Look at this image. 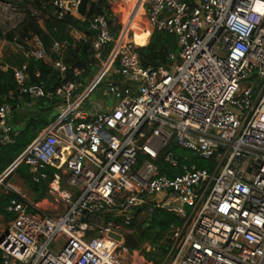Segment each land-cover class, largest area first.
<instances>
[{
  "label": "built area",
  "instance_id": "2783aa9c",
  "mask_svg": "<svg viewBox=\"0 0 264 264\" xmlns=\"http://www.w3.org/2000/svg\"><path fill=\"white\" fill-rule=\"evenodd\" d=\"M108 1L113 10L94 13L90 34L76 36L101 69L89 85L77 67L65 80L67 39L48 50L38 34L26 37L30 56L63 78L58 86L32 83L27 61L11 67L17 87L9 98L57 100L59 117L0 175L1 186L22 163L35 183L53 175L35 201L5 183L18 196L0 227V264H124L126 244L111 234H134L133 223L157 209L184 217L170 225L160 264H264V0H143L147 43L155 30L177 37L179 50L157 67L142 64L136 10L124 18L130 0ZM81 5L50 6L58 19L85 20ZM106 77L115 104L89 109ZM11 111L0 101V153L18 133ZM136 249L144 254L151 244Z\"/></svg>",
  "mask_w": 264,
  "mask_h": 264
},
{
  "label": "trees",
  "instance_id": "16d2710c",
  "mask_svg": "<svg viewBox=\"0 0 264 264\" xmlns=\"http://www.w3.org/2000/svg\"><path fill=\"white\" fill-rule=\"evenodd\" d=\"M2 1V0H0ZM9 1V0H4ZM106 0L92 1V0H82V5L80 7V13L86 17L85 20L73 17L71 15L66 16L64 19L57 20L56 29L51 27L52 36L46 35L42 29L37 25H31V28L24 31L23 36L31 31L32 34H40L42 40L44 41L46 48L49 50L54 39H67L69 42L66 52L63 54V59L69 71L67 73L65 80L74 79L72 74V68H79L82 70V75L80 80L87 83L90 78L98 69V61L92 56V51L90 49V43L85 40L78 39L75 35L67 31V24L80 29L87 35L90 34L89 31V20L94 13H106L111 12L110 9L103 8V4ZM190 3L193 0H186ZM41 10L44 12V6L41 4ZM48 6V5H47ZM46 6V7H47ZM134 9V4L130 6ZM143 11L141 5L138 13ZM135 34L140 35L139 28L132 26ZM31 35V34H30ZM0 36L2 32L0 31ZM10 39L13 35L9 34ZM22 42L23 40L20 39ZM142 46L138 48L142 64L144 66H160L168 65L171 61L169 59L170 52H177L178 42L177 37L174 34L168 33L166 31L155 30L151 35L149 42L147 43V38L141 41ZM109 48L106 50L108 52ZM57 57V55H54ZM25 60L19 59L17 64H22ZM28 71L31 75L32 83H44L46 88H54L63 82V78L60 76L59 72L54 69L51 65H48L43 60H37L32 56L27 59ZM40 71V77L35 76V72ZM17 87V83L14 78L13 69L7 67L5 64L0 63V101H8L12 105V111L10 117H12L13 123L10 122L12 127L17 133L14 136V142L7 143L2 146L0 153V175L16 160V158L26 149V147L39 135V133L47 127L49 124L53 123L58 117L59 112L56 108L58 101H52L48 98H39L33 100L28 96H22L21 98H9L8 93L10 90H14ZM24 106L28 109L27 112H22L20 109ZM56 109V110H55ZM177 152H187L182 148L177 146L174 147ZM198 166L206 167L207 162L200 159L198 160ZM17 174L19 177L24 179L26 182L30 183L32 188L39 192L37 200L44 197L47 193L49 182L52 180L53 175L50 173L47 179L42 180L39 183L33 182L31 174L29 172V167L27 164L22 163L17 168L12 171L7 178L12 177ZM6 181V179H5ZM18 195L14 192H3L0 193V215L6 218H12L14 215L7 212L6 207L13 197ZM184 217L170 212L164 209H157L151 215L148 220H141L140 222H134V234L139 242H149L151 244V250L147 252V257L149 260L154 261L159 264L162 258L167 253L170 246V238L167 237V232L172 223L177 225L181 224ZM165 239V242L163 240ZM1 257V256H0ZM154 258V260H153Z\"/></svg>",
  "mask_w": 264,
  "mask_h": 264
},
{
  "label": "rangeland",
  "instance_id": "374dc122",
  "mask_svg": "<svg viewBox=\"0 0 264 264\" xmlns=\"http://www.w3.org/2000/svg\"><path fill=\"white\" fill-rule=\"evenodd\" d=\"M52 1L53 0L0 1V31L2 32V36H0V63H3L7 67L11 68L12 65H15L19 62V59H24L25 61H27L30 54H29L28 45L26 43V37L32 34V32L28 31L27 32L28 34H25V36H23V33L24 31L30 29L31 25L34 24L39 26V28L42 29L46 35L52 36L51 27L54 28L55 30L57 28L56 24L58 23L57 20L54 19L52 8L50 6ZM92 1L96 2L100 0H92ZM138 1L139 0H136L135 2ZM128 3H129V7L135 4L134 0H130ZM41 4L43 6L48 5L47 9H45L44 12L41 10V6H40ZM113 6L114 5L110 3L108 0H106L105 3L103 4V8L110 9V11L113 10L114 8ZM124 18L125 19L127 18L126 14H124ZM144 21H145L144 22L145 25L142 28L141 33L145 29L149 28V24L146 18L144 19ZM115 25L117 26L118 24L116 23ZM67 31H69L75 36H80L83 34V32H81L80 29L72 26L71 24H67ZM9 34L13 35L12 39L8 37ZM20 39L23 41L21 42ZM100 70L101 69L99 67L97 70H95V73L90 78V80L87 83H85V86L89 85L91 82L95 80ZM55 101L57 103V100ZM115 102H116L115 96L113 94L107 93V77H106L102 81V83L98 85V87L94 90V92L91 93L89 99L85 102L84 105L87 106L89 109L91 108L92 104H100L103 107H111L115 104ZM20 110L22 112L28 111V109L24 106H22ZM8 122L13 123L12 117L8 118ZM6 182H9L11 184L20 187L23 192L28 194L31 200H37L39 196V192H36L30 185V183L21 179L17 174H14L10 178H6L4 185ZM4 185L0 186V193L4 192L5 190ZM64 185H66V183ZM153 213L149 214L148 216L142 217V220L144 221L150 219ZM4 227L5 226H3L2 228ZM167 234L168 235L166 238H170L171 236L170 228ZM163 242H165V239L163 240ZM139 246L141 248V244L138 245V247ZM121 255L124 264H157L154 258H153L154 260L153 262L148 259L147 252L144 251V254L135 252L134 247H131L129 245H123L121 247Z\"/></svg>",
  "mask_w": 264,
  "mask_h": 264
},
{
  "label": "crops",
  "instance_id": "0c3cea01",
  "mask_svg": "<svg viewBox=\"0 0 264 264\" xmlns=\"http://www.w3.org/2000/svg\"><path fill=\"white\" fill-rule=\"evenodd\" d=\"M136 0H134V11L136 10V14L134 15V19H133V21H132V26H134V27H136V28H139V33L141 34V30H142V28L144 27V25H145V21H144V19L146 18L147 19V17H146V15H145V12H144V10L142 11H140V13H138V11H139V9H140V7H141V5H140V7H139V4H138V2L140 1H138V2H135ZM129 10V11H128ZM127 10V12L125 13L126 14V17L128 18L129 16H131L130 15V12L133 10V9H131L130 7H129V9ZM81 31V30H80ZM81 32H83V31H81ZM139 37V36H138ZM141 41H143V39H140V42ZM56 108H57V106H56ZM57 110L59 111V109L57 108ZM21 178V177H20ZM22 179V178H21ZM24 180V179H23ZM65 184V183H64ZM65 186V185H64ZM20 188V187H19ZM21 189V188H20ZM22 190V189H21ZM28 195V194H27ZM46 196V195H45ZM44 196V197H45ZM29 197V196H28ZM44 197H42V198H44ZM41 198V199H42ZM40 200V199H39ZM32 201H35V200H32ZM0 216H2V215H0ZM2 218V220H1V222H0V227L2 228L3 226H6L7 225V221L10 219V218H6V217H4V216H2L1 217ZM6 223V224H5Z\"/></svg>",
  "mask_w": 264,
  "mask_h": 264
},
{
  "label": "water",
  "instance_id": "95a60500",
  "mask_svg": "<svg viewBox=\"0 0 264 264\" xmlns=\"http://www.w3.org/2000/svg\"><path fill=\"white\" fill-rule=\"evenodd\" d=\"M111 236L115 237L119 240H123V242L126 245H129V246L134 247V248H137L139 245V242H138L136 236L132 233L125 235L123 238L121 236L115 235V234H111Z\"/></svg>",
  "mask_w": 264,
  "mask_h": 264
},
{
  "label": "bare ground",
  "instance_id": "6f19581e",
  "mask_svg": "<svg viewBox=\"0 0 264 264\" xmlns=\"http://www.w3.org/2000/svg\"><path fill=\"white\" fill-rule=\"evenodd\" d=\"M142 2H143V0H140L139 2H138V4H139V7H140V5L142 4ZM149 24V23H148ZM150 28V27H149ZM149 28H147L148 30H149ZM147 29H145L140 35H139V37L135 34V36H134V40H135V42L137 43V44H141V42H140V39H145V38H147V36H148V34H147Z\"/></svg>",
  "mask_w": 264,
  "mask_h": 264
}]
</instances>
